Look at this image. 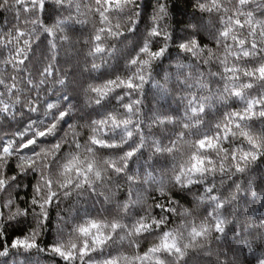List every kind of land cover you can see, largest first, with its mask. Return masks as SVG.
<instances>
[{"label":"snow or ice","instance_id":"obj_1","mask_svg":"<svg viewBox=\"0 0 264 264\" xmlns=\"http://www.w3.org/2000/svg\"><path fill=\"white\" fill-rule=\"evenodd\" d=\"M192 8L0 0V264H264V0Z\"/></svg>","mask_w":264,"mask_h":264},{"label":"trees","instance_id":"obj_2","mask_svg":"<svg viewBox=\"0 0 264 264\" xmlns=\"http://www.w3.org/2000/svg\"><path fill=\"white\" fill-rule=\"evenodd\" d=\"M145 2L147 3V0H145ZM170 4L173 7L172 15L174 22L188 21L191 19L193 14L192 0H170ZM148 11L149 12L151 11L150 7ZM165 67H168L167 62L165 63ZM147 95H148V100L146 101V104L156 106V100L153 98V92L150 91L147 93ZM160 104H166V102L162 100L160 101ZM251 173L255 177V183L257 185L255 190L259 193L260 191L264 190L260 187L261 183L264 182V158L256 162V164L253 166L251 170ZM27 179L28 178H24L22 182L26 184ZM248 200L249 203L246 204L245 207L248 209L249 212L255 211L257 212V214L264 212V203H262L259 199L252 198L249 194ZM11 231L12 230L9 229V234H11ZM254 244L259 245L260 242L254 241ZM246 252L247 250L245 249V253ZM37 259L40 260V264H52V261L49 258L44 257L43 254L41 255V257H37ZM248 259H252V258L248 256L247 259L245 260V264H247ZM253 264H255L254 261Z\"/></svg>","mask_w":264,"mask_h":264}]
</instances>
